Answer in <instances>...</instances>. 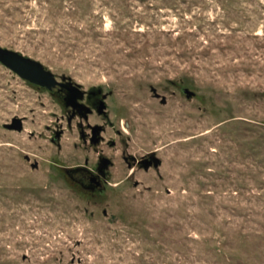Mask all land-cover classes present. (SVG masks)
I'll list each match as a JSON object with an SVG mask.
<instances>
[{"label":"rangeland","instance_id":"rangeland-1","mask_svg":"<svg viewBox=\"0 0 264 264\" xmlns=\"http://www.w3.org/2000/svg\"><path fill=\"white\" fill-rule=\"evenodd\" d=\"M0 47L108 113L69 125L0 62V264H264V0H0ZM100 156L89 195L64 169Z\"/></svg>","mask_w":264,"mask_h":264},{"label":"flooded vegetation","instance_id":"flooded-vegetation-1","mask_svg":"<svg viewBox=\"0 0 264 264\" xmlns=\"http://www.w3.org/2000/svg\"><path fill=\"white\" fill-rule=\"evenodd\" d=\"M58 82L60 83V85H58L52 91H48L52 96L57 97L63 106H65L66 108H71V116L68 120L69 125H72V121L75 119H81L87 122L89 120V116L93 114H96L102 119H108V116H105L103 114L101 115L98 112V107L102 100L103 92H99L96 89L85 91L78 86V90H75L73 89V86L70 85V81H68L67 79ZM77 126L79 125L77 124ZM96 126L100 125L88 124L87 129L88 131H90L86 133L84 129H82L81 132V137L84 139V142H89L93 147H97L104 142L102 133L105 131V128L102 126L103 128L100 130V133L95 136V132L97 131V129L95 128ZM97 139H99V142H97L96 144ZM111 145H115V143H112ZM103 158L107 157L100 156L99 162L94 168L88 167L87 163L86 165H79L70 168L71 170L69 172L65 168V175L69 178L71 183L81 191L89 195H100L108 189V186L110 184L109 178L111 176L109 169L113 166V162L109 159L111 161V164L109 165L108 169H100V164L102 163ZM124 160L129 167L139 165L144 169L145 166L149 163H151L150 168L154 167L155 164V157L151 156H146L142 159L125 157Z\"/></svg>","mask_w":264,"mask_h":264},{"label":"water","instance_id":"water-1","mask_svg":"<svg viewBox=\"0 0 264 264\" xmlns=\"http://www.w3.org/2000/svg\"><path fill=\"white\" fill-rule=\"evenodd\" d=\"M0 62L3 65H5L7 68H9L11 71L19 75L22 79L34 85H37L40 88H45L49 91H52L54 88L60 85L56 76L52 72L47 70L40 62L32 60L28 57H25L18 52L0 47ZM69 81H70V85L73 86V89L78 90V87L74 86L71 79ZM96 90L99 92H102V89L100 88ZM152 91L157 98H160V95L157 93L156 89H153ZM183 93L188 98H192L193 96H195V93L187 88L183 89ZM162 102L165 104L166 99L163 98ZM98 112L101 115L103 114L105 116H108L107 105L104 100H101L100 105L98 107ZM5 127L11 131L13 130L22 131L23 130V120L21 118H14L12 120V123L5 125ZM95 128L97 129V131L95 132V136H97L103 127L96 126ZM97 142H99V139H97L96 144ZM150 156L155 157V153H153ZM110 164H111V161L108 158H103L102 163L100 164V169L106 170L108 169ZM159 164H160L159 159L155 157L154 167H158ZM150 166H151V163L146 165L145 169L149 170ZM32 167L37 168L38 164L35 163L32 165ZM66 170L69 172L71 169L66 168Z\"/></svg>","mask_w":264,"mask_h":264},{"label":"trees","instance_id":"trees-1","mask_svg":"<svg viewBox=\"0 0 264 264\" xmlns=\"http://www.w3.org/2000/svg\"><path fill=\"white\" fill-rule=\"evenodd\" d=\"M64 177H65V175H64ZM66 178V177H65Z\"/></svg>","mask_w":264,"mask_h":264}]
</instances>
